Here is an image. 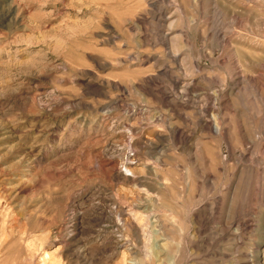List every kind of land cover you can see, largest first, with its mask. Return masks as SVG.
<instances>
[{"label":"rangeland","instance_id":"1","mask_svg":"<svg viewBox=\"0 0 264 264\" xmlns=\"http://www.w3.org/2000/svg\"><path fill=\"white\" fill-rule=\"evenodd\" d=\"M0 264H264V0H0Z\"/></svg>","mask_w":264,"mask_h":264},{"label":"bare ground","instance_id":"2","mask_svg":"<svg viewBox=\"0 0 264 264\" xmlns=\"http://www.w3.org/2000/svg\"><path fill=\"white\" fill-rule=\"evenodd\" d=\"M127 168V167H126Z\"/></svg>","mask_w":264,"mask_h":264}]
</instances>
